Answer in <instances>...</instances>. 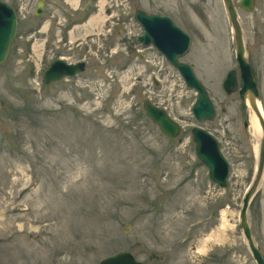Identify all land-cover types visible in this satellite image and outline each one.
<instances>
[{"label":"rangeland","instance_id":"rangeland-1","mask_svg":"<svg viewBox=\"0 0 264 264\" xmlns=\"http://www.w3.org/2000/svg\"><path fill=\"white\" fill-rule=\"evenodd\" d=\"M3 1L18 29L0 65V264H98L122 251L145 264H257L240 211L262 134L252 133L255 113L239 93L223 89L230 69L242 83L223 0H46L40 16L38 0ZM233 1L264 109V0L251 12ZM136 9L175 15L194 32L185 59L216 107L213 120L195 118L197 93L180 73H152L165 62L133 51ZM57 58L86 70L45 85ZM146 99L183 126L178 138L146 115ZM194 126L219 140L226 188L197 158ZM249 222L264 256V175Z\"/></svg>","mask_w":264,"mask_h":264},{"label":"water","instance_id":"water-1","mask_svg":"<svg viewBox=\"0 0 264 264\" xmlns=\"http://www.w3.org/2000/svg\"><path fill=\"white\" fill-rule=\"evenodd\" d=\"M226 9L234 31L236 43V58L240 68L242 80L241 87L236 69H231L223 81V88L227 94L238 92L242 101L248 104L257 115L261 126V138L258 148V162L254 179L247 189L240 211V226L248 242V246L257 264H264V256L257 246L252 228L249 222V206L252 198L256 194L259 184L264 174V112L258 104L259 88L254 78L253 71L246 55V45L242 25L239 21L238 12L233 0H224ZM44 0H40L36 6L35 15H41L44 10ZM256 0H239L237 6L251 12L255 8ZM136 19L142 24L145 33L140 36V41L146 44L153 42L168 60L175 65L188 87L196 90L197 98L192 107V112L197 120H213L217 111L209 93L203 82L196 76L193 68L188 63L179 62L174 54L178 50L179 54H184L190 45V36L175 27L171 19L167 16L157 14L148 15L144 10L138 9ZM170 24L169 28L164 23ZM17 33V13L13 6L0 0V65L3 64L10 53L12 41ZM86 63L80 61L70 63L61 58L54 60L45 70L43 82L51 84L66 77H74L85 71ZM143 108L146 115L159 126L161 131L169 138L178 137L182 131V126L175 121L169 113L149 99L143 101ZM193 139L196 143V155L208 169L210 179L221 187L228 186L230 165L221 151L219 141L208 130L196 126L192 129ZM99 264H145L127 251L118 252L102 259Z\"/></svg>","mask_w":264,"mask_h":264},{"label":"flooded vegetation","instance_id":"flooded-vegetation-1","mask_svg":"<svg viewBox=\"0 0 264 264\" xmlns=\"http://www.w3.org/2000/svg\"><path fill=\"white\" fill-rule=\"evenodd\" d=\"M138 9H136L134 11V15L133 18L136 21V23L140 26L141 29V34L136 35L135 39L136 41L132 44V49L135 53L139 52V57L143 58L145 54H150L151 58L149 59L150 61L154 60L152 59V57H158L160 60H163V63L165 62V66H166V70L164 69V64L158 67H155L154 65H150V71L153 73L155 70L159 71H163L167 72V69L170 68L172 70L177 71L178 73H180L179 69L173 65L167 58L166 54L164 52H162L153 42H150L149 44L144 43L143 41H140V36L143 35L145 33L142 25L139 23V21L136 19L135 15ZM144 10V9H143ZM147 12V11H146ZM148 13V12H147ZM148 14H157L160 16H167L171 19L172 24L175 27H178L181 31L187 33L193 41V35L194 32L188 28L185 24L181 23L177 17L175 15L172 14H167V13H158V12H153V13H148ZM164 26H166L167 28H169L170 24L165 22ZM192 45V44H191ZM191 49V46L189 47V49L187 50V52H185L184 54H179L180 52L178 50L174 51V54L176 55V57L178 58L179 62H185L190 64L185 58L186 56L189 54V51ZM135 55H131V58H134ZM191 65V64H190ZM192 66V65H191ZM193 67V66H192ZM194 69V68H193ZM176 139V138H175Z\"/></svg>","mask_w":264,"mask_h":264},{"label":"bare ground","instance_id":"bare-ground-1","mask_svg":"<svg viewBox=\"0 0 264 264\" xmlns=\"http://www.w3.org/2000/svg\"><path fill=\"white\" fill-rule=\"evenodd\" d=\"M258 104H259V106H261L259 101H258ZM249 122H250L249 124H250V129L252 130V133L256 136H259L261 133V128H260V124H259L257 115L252 113L250 116ZM258 148H259V146H258V144H256L255 150H256L257 155H258Z\"/></svg>","mask_w":264,"mask_h":264}]
</instances>
